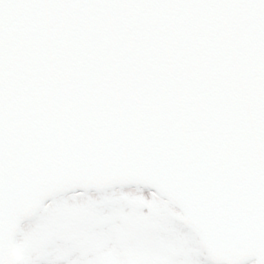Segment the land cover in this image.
Wrapping results in <instances>:
<instances>
[{
    "label": "water",
    "instance_id": "95a60500",
    "mask_svg": "<svg viewBox=\"0 0 264 264\" xmlns=\"http://www.w3.org/2000/svg\"><path fill=\"white\" fill-rule=\"evenodd\" d=\"M111 150L156 164L100 182ZM118 186L264 264V0H0V264L46 201Z\"/></svg>",
    "mask_w": 264,
    "mask_h": 264
},
{
    "label": "rangeland",
    "instance_id": "374dc122",
    "mask_svg": "<svg viewBox=\"0 0 264 264\" xmlns=\"http://www.w3.org/2000/svg\"><path fill=\"white\" fill-rule=\"evenodd\" d=\"M15 256L16 264H211L181 214L141 190L57 197L21 224Z\"/></svg>",
    "mask_w": 264,
    "mask_h": 264
},
{
    "label": "bare ground",
    "instance_id": "6f19581e",
    "mask_svg": "<svg viewBox=\"0 0 264 264\" xmlns=\"http://www.w3.org/2000/svg\"><path fill=\"white\" fill-rule=\"evenodd\" d=\"M64 185V184H63Z\"/></svg>",
    "mask_w": 264,
    "mask_h": 264
}]
</instances>
